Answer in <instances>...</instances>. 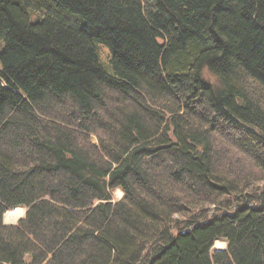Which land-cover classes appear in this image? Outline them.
<instances>
[{"label":"trees","instance_id":"trees-1","mask_svg":"<svg viewBox=\"0 0 264 264\" xmlns=\"http://www.w3.org/2000/svg\"><path fill=\"white\" fill-rule=\"evenodd\" d=\"M261 181L264 0H0V264H264Z\"/></svg>","mask_w":264,"mask_h":264},{"label":"rangeland","instance_id":"rangeland-1","mask_svg":"<svg viewBox=\"0 0 264 264\" xmlns=\"http://www.w3.org/2000/svg\"><path fill=\"white\" fill-rule=\"evenodd\" d=\"M259 185L264 186V181H261ZM115 197L116 198H121L122 197V192H120L119 190H117L116 193H115ZM17 209L21 210V212H17L16 213L15 210H17ZM8 213H9L10 220L12 222H8L7 220H5V222H7V224L8 223H10V224H16V223H18V220L25 215V210L24 209L22 210L21 208H15L14 210L9 211ZM5 219H6V217H5ZM216 243H217V241H216ZM226 245H227V243L225 241L222 242L220 240V243L219 244H216L214 246V248L215 249H221V248H224L225 249Z\"/></svg>","mask_w":264,"mask_h":264},{"label":"bare ground","instance_id":"bare-ground-1","mask_svg":"<svg viewBox=\"0 0 264 264\" xmlns=\"http://www.w3.org/2000/svg\"><path fill=\"white\" fill-rule=\"evenodd\" d=\"M23 210V209H22ZM15 212L17 213V212H21V210H19V209H17V210H15ZM20 215V214H19ZM6 220L8 221V222H12L11 220H10V217H9V213H7V215H6ZM7 223V222H6ZM8 224H10V223H8ZM223 242V241H222ZM220 243V241H217V243L216 244H219ZM226 247H227V245H226ZM225 247V248H226ZM221 249H224V248H221Z\"/></svg>","mask_w":264,"mask_h":264},{"label":"water","instance_id":"water-1","mask_svg":"<svg viewBox=\"0 0 264 264\" xmlns=\"http://www.w3.org/2000/svg\"><path fill=\"white\" fill-rule=\"evenodd\" d=\"M123 195V194H122ZM25 212H26V210H25ZM9 225H11V224H9Z\"/></svg>","mask_w":264,"mask_h":264}]
</instances>
